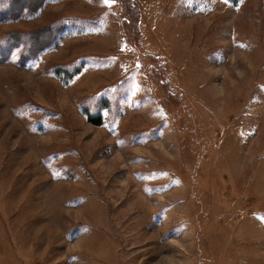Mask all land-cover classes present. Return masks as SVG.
<instances>
[{"label": "rangeland", "instance_id": "rangeland-1", "mask_svg": "<svg viewBox=\"0 0 264 264\" xmlns=\"http://www.w3.org/2000/svg\"><path fill=\"white\" fill-rule=\"evenodd\" d=\"M131 1L0 0V264H264V0Z\"/></svg>", "mask_w": 264, "mask_h": 264}, {"label": "trees", "instance_id": "trees-1", "mask_svg": "<svg viewBox=\"0 0 264 264\" xmlns=\"http://www.w3.org/2000/svg\"><path fill=\"white\" fill-rule=\"evenodd\" d=\"M123 6L125 15H126V23H125V33L128 34V37L132 40H134L136 38V33H137V18L138 15H140V11L139 9H137L136 12V8L137 5L135 3H133V1L131 0H119ZM137 15V16H136ZM92 122H95L96 124H99L100 121L99 120H92Z\"/></svg>", "mask_w": 264, "mask_h": 264}]
</instances>
